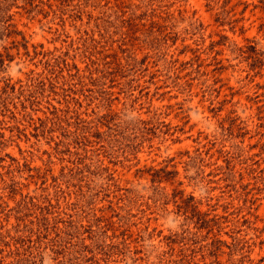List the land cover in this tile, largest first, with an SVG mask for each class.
Masks as SVG:
<instances>
[{
    "label": "rangeland",
    "instance_id": "rangeland-1",
    "mask_svg": "<svg viewBox=\"0 0 264 264\" xmlns=\"http://www.w3.org/2000/svg\"><path fill=\"white\" fill-rule=\"evenodd\" d=\"M0 264H264V0H0Z\"/></svg>",
    "mask_w": 264,
    "mask_h": 264
},
{
    "label": "trees",
    "instance_id": "trees-1",
    "mask_svg": "<svg viewBox=\"0 0 264 264\" xmlns=\"http://www.w3.org/2000/svg\"><path fill=\"white\" fill-rule=\"evenodd\" d=\"M1 263V262H0Z\"/></svg>",
    "mask_w": 264,
    "mask_h": 264
}]
</instances>
